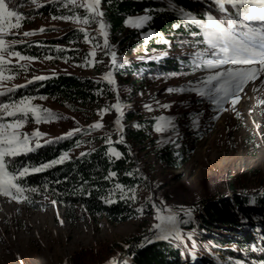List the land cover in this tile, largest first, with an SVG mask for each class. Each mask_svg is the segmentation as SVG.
I'll list each match as a JSON object with an SVG mask.
<instances>
[{
	"label": "trees",
	"instance_id": "1",
	"mask_svg": "<svg viewBox=\"0 0 264 264\" xmlns=\"http://www.w3.org/2000/svg\"><path fill=\"white\" fill-rule=\"evenodd\" d=\"M175 4L201 19L207 14L220 15L213 0H175ZM167 7L168 0H102L101 10L108 26L109 43L118 57L116 66L112 67L118 93L112 90L113 85L102 79L111 64V57L106 54L108 50L101 47L96 49L94 58L103 61L95 63L96 74L60 71L34 75L19 84H26V87L11 94L13 98L53 97L86 120L106 108L114 111L115 118L116 112L110 106L116 103L118 94L124 109L121 120L123 142L115 120L109 131L80 125L77 128L82 131L68 138L50 139L51 143H43V147L34 152L17 157L15 163L17 166H39L67 152L69 159L64 163L29 175L24 183L39 189L37 193H30L37 198L49 196L66 207L79 205L94 220L107 218L115 223L138 222L137 231L103 250L114 256L115 261L119 255L125 254L118 264H264V170L254 167L241 174L227 173L219 181L208 177L209 183L201 180L169 186L154 179L156 160L163 165L181 168L190 161L192 148L177 142L159 145L155 133L158 119L146 113L143 95L156 79L182 70L187 57L173 52L172 45L189 43L183 41L186 38H201L192 35L200 31L197 25L182 24L174 28L180 23L178 14L157 11ZM145 9L153 10L148 13L153 19L143 28L126 25L128 17L144 15ZM76 11L83 15L82 9ZM32 13L51 17L72 14L56 0L37 3L32 7ZM80 27L90 33L89 39L95 37L92 46L103 44V37L94 31L96 24L74 23L68 27H46L49 36L23 40L25 43L17 44L16 50L34 56H50L54 62L67 61L85 66L86 60L92 58L88 56L90 49L83 32L78 30ZM149 31L160 36L145 40ZM35 76L46 79L27 83ZM108 137L111 144L106 142ZM112 149L120 153L118 158L111 154ZM81 153L85 155L81 156ZM113 172L115 176L110 175ZM118 184L123 186L126 198H121L122 193L116 188ZM132 196L135 199L127 198ZM107 199L115 202L106 203ZM173 201L180 205L174 204L179 209L172 210V213L188 220L187 224L181 225L182 239L156 240L153 234L141 236L157 222L156 203L166 209ZM188 210H192L191 217L185 215ZM247 219L253 224H248ZM218 226L243 227L246 231L238 237L217 229ZM193 259L197 262H191ZM106 260L94 251L78 252L72 258V264H105Z\"/></svg>",
	"mask_w": 264,
	"mask_h": 264
},
{
	"label": "rangeland",
	"instance_id": "2",
	"mask_svg": "<svg viewBox=\"0 0 264 264\" xmlns=\"http://www.w3.org/2000/svg\"><path fill=\"white\" fill-rule=\"evenodd\" d=\"M41 1L43 0H37L36 4ZM36 4H32L31 0H13V3L9 4L10 8H15L25 16L21 29L12 31L36 32L29 37L9 35V42L50 35L46 30L40 32L41 28L74 25L72 21L53 20L49 15H34L32 7ZM252 26L260 28L259 24ZM185 40L190 42L172 45L173 52L187 57L182 64V70L178 74L156 79V83L145 90L143 97L146 113L154 115L158 119L157 123L161 117L174 118L173 126L167 131L155 130L159 145L167 142L187 144L192 148L190 161L181 168H175L154 160V179L172 186L184 182H199L207 180L208 177H215L219 181L224 174H241L254 167L264 170V76L245 86L234 110L230 103H225L224 108L228 110L217 111L216 106L208 100L186 90L190 82L195 83L198 79H203L207 73L192 63L195 53L205 46L197 45L198 39L193 37L183 41ZM87 45L91 51L92 43ZM22 54L34 56L24 52ZM34 57L37 58L35 61L21 62L27 65L26 71L20 72L15 79L6 81L7 87L19 85L34 75H49L60 71L96 74L94 66L86 67L65 61L54 62L40 56ZM15 63L13 59V64ZM168 89L174 91L169 92ZM31 97H37L34 100L36 105L50 109L60 117L51 123L40 124H36L30 117L26 126L21 129L22 132L30 134L38 128L40 132L46 133L40 141L41 144L45 140H60L56 138L63 137L80 125L91 126L100 122L103 127L99 128V131H109L115 120L114 111L110 109L102 118L103 109L98 115L86 120L53 97ZM2 99L7 101L8 97ZM146 105H150L152 110L146 108ZM26 195L29 196V201L24 202L0 195V264H72L76 253L87 254L90 251L107 258L105 264H118L125 254L119 255L121 259L115 261L114 256H109L103 250L107 245L122 242L128 234L139 228L136 221L115 223L107 218L94 220L79 205L66 207L63 202L53 200L49 196L37 198L30 193ZM52 201L56 203L53 204ZM174 204L180 205L179 202L173 201L166 209L161 207L163 214H168L169 210H178ZM247 223L253 224V221L247 219ZM217 229L238 237L246 231L243 227L234 229L218 226ZM214 252L219 253L217 250ZM191 262L197 261L193 259Z\"/></svg>",
	"mask_w": 264,
	"mask_h": 264
},
{
	"label": "snow or ice",
	"instance_id": "3",
	"mask_svg": "<svg viewBox=\"0 0 264 264\" xmlns=\"http://www.w3.org/2000/svg\"><path fill=\"white\" fill-rule=\"evenodd\" d=\"M37 0H31L32 4H36ZM62 7L67 8L72 14L53 16V20L72 21L79 25L96 24L97 28L94 31L98 32L103 37V44H95L88 56L92 59L86 60L85 66H95V63H102L103 61H96L94 58L97 55L96 49L103 48L108 50L106 54L111 57V65L115 67L117 64V53L112 51V46L108 39V26L103 17L104 12L101 10L102 0H56ZM217 6L220 15L215 16L207 14L204 18H197L184 8H177L175 0H168L167 9H158L157 11H172L178 14L180 23L175 24L174 28L192 24L197 25L200 29L198 32H193V36L201 37L197 40V45H204L199 52L195 53L193 65L205 71L207 74L203 79H198L197 82L191 83L186 89L193 92L201 98L208 100L211 104L216 106L217 111H227L224 108L225 103H230L235 109V105L241 99V93L245 86L251 82L259 80L264 76V0H213ZM13 0H0V97L7 96V101L0 100V195L10 197L17 202L29 201V196L26 193H37V187H29L24 180L27 176L44 172L49 168L55 167L58 164L64 163L69 159V154L66 152L58 159L42 163L39 166H17L15 159L22 155L34 152L36 149L43 147L40 141L46 136L39 129H35L32 133H24L21 131L29 121V118L36 123H51L60 117L53 113L50 109L42 108L34 103L37 97L22 96L13 98L12 95L19 88L27 85H16L7 87L5 82L11 81L23 71H26L27 65L21 63L23 61H35L34 56L23 55L22 51L16 50L17 44H23L24 41L13 40L9 42V35H22L29 37L35 35L34 31L13 32V29L19 30L22 27V21L25 16L22 12L15 8H10L9 4ZM23 5H21L22 7ZM234 9L235 11H231ZM77 9L83 10V15L77 12ZM152 9H145V14L142 16L128 17L125 20L126 25L137 29L143 28L149 21L153 19L150 13ZM259 24L261 27L256 28L252 25ZM79 31L83 32L85 42L92 43L89 39L90 33L84 27H80ZM40 32L45 29L41 28ZM152 36H160L159 33L149 31L145 35V40ZM162 39V37H161ZM167 43V41H164ZM63 51V49H57ZM13 59L16 63L13 64ZM45 59H52L47 56ZM67 62V61H65ZM6 73H8L6 75ZM46 77L35 76L27 83H32L36 80H43ZM102 79L106 80L110 85H113V91L118 93L116 81L113 78L112 71L104 74ZM169 92L174 91L168 89ZM39 99H47L46 97H38ZM150 111L151 106L146 105ZM162 107H168L162 105ZM118 113L115 120L117 131L121 133V142H123V124L121 123L123 117V105L120 102L117 94L116 103L110 106ZM109 109L101 111V118L103 114ZM172 117H161L156 125V131H167L170 126H173ZM94 129L103 127V124L97 122L90 126ZM82 129L76 128L66 133L63 137L56 139L68 138ZM52 141L45 140L44 143H51ZM107 143L111 144V138H107ZM79 142L77 147H79ZM111 154L117 158L120 153L114 149L110 150ZM85 153H81L84 156ZM115 176L116 173L110 174ZM59 183V181H57ZM44 187H47L45 185ZM116 188L121 191V198H126L123 195V186L116 185ZM134 191V190H130ZM135 199L134 196L127 197ZM106 203H114L115 201L107 199ZM53 204L56 201H52ZM143 211V208L140 209ZM185 215L192 216V210H188ZM155 219L158 221L154 225L153 235L156 240H180L182 239L181 225L187 224L188 220L181 219L178 214L172 213L163 214L162 210L157 208V215ZM147 239V238H146ZM149 242H151L149 240Z\"/></svg>",
	"mask_w": 264,
	"mask_h": 264
},
{
	"label": "water",
	"instance_id": "4",
	"mask_svg": "<svg viewBox=\"0 0 264 264\" xmlns=\"http://www.w3.org/2000/svg\"><path fill=\"white\" fill-rule=\"evenodd\" d=\"M108 71H112V65H111V64L108 66V70H107V72H108ZM116 87L118 88V85H117V84H116ZM118 115H119V114L116 113L115 120L117 119ZM122 135H123V133H122ZM119 137H120V139H121V133H120ZM156 205H157V207H158L159 209H161V206H160L158 203H156ZM153 229H154V227H153L151 230H149V231L143 233L141 236L146 237V236L152 235V234H153ZM120 259H121V258L119 257V258L117 259V261H119Z\"/></svg>",
	"mask_w": 264,
	"mask_h": 264
}]
</instances>
